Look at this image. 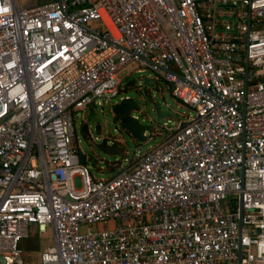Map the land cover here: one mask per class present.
Returning <instances> with one entry per match:
<instances>
[{
  "label": "built area",
  "instance_id": "1",
  "mask_svg": "<svg viewBox=\"0 0 264 264\" xmlns=\"http://www.w3.org/2000/svg\"><path fill=\"white\" fill-rule=\"evenodd\" d=\"M131 62L194 115L96 179L74 118ZM29 224L34 264H264V0H0V264Z\"/></svg>",
  "mask_w": 264,
  "mask_h": 264
},
{
  "label": "rangeland",
  "instance_id": "2",
  "mask_svg": "<svg viewBox=\"0 0 264 264\" xmlns=\"http://www.w3.org/2000/svg\"><path fill=\"white\" fill-rule=\"evenodd\" d=\"M153 75V72L146 67L138 66L135 62L128 63L116 72L117 78L121 81L119 94L111 98L109 103L90 107L97 121H87L89 108L83 114L77 111L74 118L77 142L72 138L70 143L78 146L85 155L84 165L93 178H110L125 167L124 157L128 159L139 157L169 135L179 122L194 115L191 108L172 96L169 86L161 79L149 85L143 84L144 77L153 78ZM119 97H130L136 104L130 115L135 117L138 124L150 127L144 131L145 138L142 141L134 139L120 126L119 121L114 119L111 107L120 100ZM153 103L159 106V112L162 114L159 118L156 117ZM84 122L88 125L87 132L81 133L79 127ZM102 140L105 145L115 142L119 152L108 154L102 151L97 147ZM118 163L120 164L115 167ZM73 184L76 188L80 186L78 176L73 178ZM98 227L100 226L94 224L90 226L93 230ZM86 229L87 226H80V231ZM52 242V232L49 227L45 232H38L34 224H29L28 237L20 244V257L25 264H34L38 252Z\"/></svg>",
  "mask_w": 264,
  "mask_h": 264
},
{
  "label": "water",
  "instance_id": "3",
  "mask_svg": "<svg viewBox=\"0 0 264 264\" xmlns=\"http://www.w3.org/2000/svg\"><path fill=\"white\" fill-rule=\"evenodd\" d=\"M143 84L149 85L154 83L153 78L144 77L143 78ZM172 88V85H169V89ZM136 106V104L133 102V100L130 97H123L121 98L117 103L113 104L111 107V111L113 114L114 119H117L119 121L120 126L126 130L134 139L138 141H142L144 136V131L146 129H149L148 126L140 125L136 122L135 117L130 115V111ZM153 109L156 114V117L159 118L162 116V114L159 112V106L156 103H153ZM87 121L93 120L97 121L93 109L89 108L86 116ZM185 124L184 121L179 122L178 126L173 129L169 136L175 133L179 128H181ZM87 122H84L79 127V131L81 133L87 132ZM97 147L100 148L102 151L108 153V154H115L119 152L118 147L116 146L115 142H112L110 145H105L103 141H100L97 144ZM79 160L81 162L84 161V155L83 153L79 152ZM2 261V258L0 257V262Z\"/></svg>",
  "mask_w": 264,
  "mask_h": 264
},
{
  "label": "trees",
  "instance_id": "4",
  "mask_svg": "<svg viewBox=\"0 0 264 264\" xmlns=\"http://www.w3.org/2000/svg\"><path fill=\"white\" fill-rule=\"evenodd\" d=\"M111 168V167H110Z\"/></svg>",
  "mask_w": 264,
  "mask_h": 264
}]
</instances>
